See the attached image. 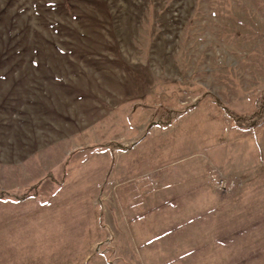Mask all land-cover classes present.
<instances>
[{
	"label": "rangeland",
	"instance_id": "rangeland-1",
	"mask_svg": "<svg viewBox=\"0 0 264 264\" xmlns=\"http://www.w3.org/2000/svg\"><path fill=\"white\" fill-rule=\"evenodd\" d=\"M263 88L264 0H0V264H264Z\"/></svg>",
	"mask_w": 264,
	"mask_h": 264
},
{
	"label": "crops",
	"instance_id": "crops-1",
	"mask_svg": "<svg viewBox=\"0 0 264 264\" xmlns=\"http://www.w3.org/2000/svg\"><path fill=\"white\" fill-rule=\"evenodd\" d=\"M140 186L135 188L133 194L127 196L126 200H124L125 202L119 199V204L116 207L120 227H127L131 231L136 230L140 226L139 222L142 218L151 216V214L146 215L147 211L152 213V198L149 195V191H146L145 188L144 192L141 193L138 190ZM142 214H144V217Z\"/></svg>",
	"mask_w": 264,
	"mask_h": 264
},
{
	"label": "trees",
	"instance_id": "trees-1",
	"mask_svg": "<svg viewBox=\"0 0 264 264\" xmlns=\"http://www.w3.org/2000/svg\"><path fill=\"white\" fill-rule=\"evenodd\" d=\"M217 103L223 107V109L234 119L235 124L239 127V128H252L255 127L256 125H258L259 123L262 122L263 118H264V88L261 91V98L259 99V101L256 104V111L254 113H252L251 115H237L234 112H232L231 110H229L228 108H226L225 106H223L222 103H220L219 101H217ZM37 187L33 186L31 188V191H35ZM3 194L0 193V197ZM31 193L26 192L21 194L20 196L18 195H13L11 197H13L14 199H24L27 198L28 196H30Z\"/></svg>",
	"mask_w": 264,
	"mask_h": 264
},
{
	"label": "built area",
	"instance_id": "built-area-1",
	"mask_svg": "<svg viewBox=\"0 0 264 264\" xmlns=\"http://www.w3.org/2000/svg\"><path fill=\"white\" fill-rule=\"evenodd\" d=\"M216 183H217V186L219 187V189H221V190H225V189L231 188L233 186L232 181H228V180L223 179V178H218Z\"/></svg>",
	"mask_w": 264,
	"mask_h": 264
}]
</instances>
